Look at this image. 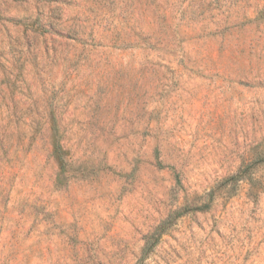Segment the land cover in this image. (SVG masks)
Returning a JSON list of instances; mask_svg holds the SVG:
<instances>
[{
    "label": "rangeland",
    "instance_id": "obj_1",
    "mask_svg": "<svg viewBox=\"0 0 264 264\" xmlns=\"http://www.w3.org/2000/svg\"><path fill=\"white\" fill-rule=\"evenodd\" d=\"M263 157L264 0H0V264H264Z\"/></svg>",
    "mask_w": 264,
    "mask_h": 264
},
{
    "label": "trees",
    "instance_id": "obj_2",
    "mask_svg": "<svg viewBox=\"0 0 264 264\" xmlns=\"http://www.w3.org/2000/svg\"><path fill=\"white\" fill-rule=\"evenodd\" d=\"M50 146H51V156L55 160L58 167L57 181L60 183L62 179H65V175L68 171V152L64 149L62 145V137L54 119H52L50 127ZM259 162H264V157L258 160ZM250 166V165H249ZM242 175L232 176L225 180L224 182H239L244 179L246 174V169L240 171ZM211 195V194H210ZM204 208H208L206 205ZM200 208V209H204ZM187 211V207L180 208L170 214L166 219L156 226L153 232L145 237V245L142 249V257H146L155 246L160 236L166 231V229L172 225V223L179 217L183 216Z\"/></svg>",
    "mask_w": 264,
    "mask_h": 264
}]
</instances>
